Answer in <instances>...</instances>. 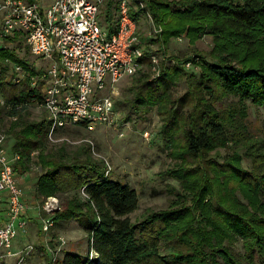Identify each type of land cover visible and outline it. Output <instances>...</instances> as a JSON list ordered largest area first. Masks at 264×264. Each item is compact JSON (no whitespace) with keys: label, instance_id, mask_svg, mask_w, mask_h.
<instances>
[{"label":"trees","instance_id":"trees-1","mask_svg":"<svg viewBox=\"0 0 264 264\" xmlns=\"http://www.w3.org/2000/svg\"><path fill=\"white\" fill-rule=\"evenodd\" d=\"M106 1V21L112 22L115 0ZM131 3L138 23L139 15L151 14L155 26L162 28L156 40L165 44L179 36L194 43L206 34L213 37L209 53L196 52L185 61L200 65V73L164 65L159 77L152 79L142 68L122 102L132 113L156 107L165 117L160 134L181 159L169 172L186 190L177 194L188 203L176 201L134 221L130 215L139 208V192L113 177L105 160L93 157L85 146L47 151V116L31 120L23 113L30 104L42 102L41 87L31 82L37 71L16 47L4 46L0 94L6 97L8 114L18 118L9 128L15 138L11 153L21 156L15 168L21 173L31 169L33 152L39 150L37 162L44 172L36 181L37 197L57 196L63 204L47 218L53 226L77 220L96 252L91 256L70 248L59 259L48 252V264H256L257 258L264 264V137L252 135L247 123L249 103L264 108V0ZM8 58L24 64L28 74L21 83L7 79ZM150 63L144 59V65ZM178 77L187 78L191 86L181 97L170 88ZM227 97L236 100L221 105ZM230 143L233 151L225 161L212 156L213 150Z\"/></svg>","mask_w":264,"mask_h":264},{"label":"built area","instance_id":"built-area-1","mask_svg":"<svg viewBox=\"0 0 264 264\" xmlns=\"http://www.w3.org/2000/svg\"><path fill=\"white\" fill-rule=\"evenodd\" d=\"M104 2L0 0V37L6 46L10 47L14 40L24 41L30 53L46 64L33 65L37 72L31 74V82L34 87H41L40 105L46 110L52 140L58 131L80 122L90 129L97 124H118L115 94L119 82L137 73L144 59L150 57L157 62L156 56H149L144 49L139 23L131 14V0H120L115 13L117 29L111 34L100 18ZM6 62L14 66L15 82L20 83L28 74L24 64L9 58ZM108 85L110 91L102 94L100 91ZM6 138L0 129V191L6 193L8 200L7 217L0 226V258L13 253V242L18 236L16 224L24 231L29 224V204L15 168L21 156L11 153ZM57 201L50 196L44 208L53 210ZM44 221L43 228L48 231L54 222L50 218ZM66 243L60 237L58 248ZM27 250L32 251L33 246Z\"/></svg>","mask_w":264,"mask_h":264},{"label":"rangeland","instance_id":"rangeland-1","mask_svg":"<svg viewBox=\"0 0 264 264\" xmlns=\"http://www.w3.org/2000/svg\"><path fill=\"white\" fill-rule=\"evenodd\" d=\"M119 4L120 0H115L113 8L114 16L117 13ZM103 5L100 18L111 34L117 29V25L114 21L109 22V24L106 23L108 6L106 0ZM138 20L144 49L148 52L149 56L155 55L157 59V62H154L152 58L148 57L151 63L148 66L143 65L142 67L143 70L151 73L152 79L159 77V73L161 74L164 65L183 66L189 71L200 73V65L194 64L188 66L185 61L196 52L209 53L214 44L211 35L206 34L195 43L186 36H179L165 44L161 39L156 40L160 38L159 33L162 31V28L155 26L150 14L143 13L139 15ZM151 38H155V40ZM6 44L5 40L0 37V48L6 46ZM20 44V41L14 40V43L9 46L12 48L16 47L17 54L28 58L32 65L45 64L43 60L30 53L24 41H22V45ZM6 75L8 80L16 83L14 66H9ZM140 75L141 72L136 75L126 76L118 84L117 93L115 94L118 124H97L92 129L84 125L62 129L55 135V140L47 138L45 147L47 151L57 152L61 147H66L69 151H77L82 146H85L89 148L93 157L105 160L108 170H110L108 172L113 177L123 179L139 192V208L130 215L134 221L143 219L148 212L167 209L176 201L179 205L188 203L177 194L178 190H186L181 187L179 180L172 175V172H169V169L175 167L181 159L175 156L171 147L165 146V141L160 134L165 117L158 112L156 107L148 109L147 112L142 109L139 113H132L129 107L122 104L127 89L132 87L135 77ZM170 88L175 97H181L190 91L191 86L187 78L178 77L175 82L170 84ZM20 89H22L21 86ZM109 91L110 85L100 92L107 94ZM235 100L236 98L234 97H227L221 105H228ZM185 105V109L190 111L191 107L189 103ZM7 109L6 97L4 94H0V129L6 133V145L11 151L15 138L9 131V128L13 121H16L18 118L11 117ZM23 113L24 116L31 120H40L47 116L46 110L38 103L30 104L26 112ZM129 113H131L130 116L128 115ZM247 123L251 127L252 135L257 138L264 137V108H258L249 103ZM86 139H91L93 143ZM232 145L230 143L228 147H220L217 150H213L212 156H215L220 162L225 161L233 151ZM38 153L39 150L33 152V164L31 165V169L26 171L35 182L44 172L40 163L37 162ZM244 163L248 165L247 158L244 159ZM81 192H83V189ZM30 194L33 196L31 192ZM31 195L29 199L33 198ZM61 195L66 196L67 193H62ZM83 196L85 195L83 194ZM54 197L58 201L55 202L54 208L51 211L44 208L45 200L49 197L44 200L40 199V201L32 200L33 207L31 206L29 210V217L31 216L33 221L29 222L28 228L25 231L21 230L18 224H16L18 236L13 242V253L0 258V264H48V252L49 254H53L54 258L59 259L65 256L64 250L70 248L80 250L85 254L90 253L91 256L96 255V252L90 247V239L86 229L75 219L61 221L51 226L48 231H44V219H47L48 215L50 216L56 213V211L63 209L60 198ZM60 237H63L67 241L62 246V249L58 248L61 247ZM30 246H33V250L27 252V248L29 249ZM238 248L242 250L241 243L238 244ZM163 250L166 253L167 250ZM22 257L24 258L21 260ZM256 264H258V258Z\"/></svg>","mask_w":264,"mask_h":264},{"label":"crops","instance_id":"crops-1","mask_svg":"<svg viewBox=\"0 0 264 264\" xmlns=\"http://www.w3.org/2000/svg\"><path fill=\"white\" fill-rule=\"evenodd\" d=\"M115 22V19L113 20ZM109 24V22H107ZM18 177H19V181L20 184L22 185V187L24 188L25 191V199L27 201V203L29 204V210L31 208L32 205V200L35 199L36 201H40V199L37 197L36 194V182L35 180H33L30 175L27 172L21 173L18 172ZM30 192L33 194V196L30 194ZM32 196L33 198L29 199V196ZM7 195L5 192L0 191V226L4 223L6 217H7V212H8V202H7ZM37 206V205H36ZM40 207V205H39ZM30 221L32 222L33 218L30 216ZM36 220V219H35Z\"/></svg>","mask_w":264,"mask_h":264}]
</instances>
